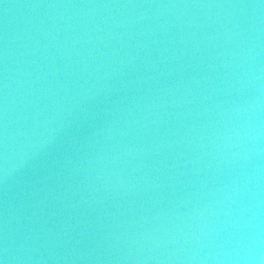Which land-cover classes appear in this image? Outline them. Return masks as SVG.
<instances>
[{"label":"water","instance_id":"obj_1","mask_svg":"<svg viewBox=\"0 0 264 264\" xmlns=\"http://www.w3.org/2000/svg\"><path fill=\"white\" fill-rule=\"evenodd\" d=\"M0 264H264V0H0Z\"/></svg>","mask_w":264,"mask_h":264}]
</instances>
